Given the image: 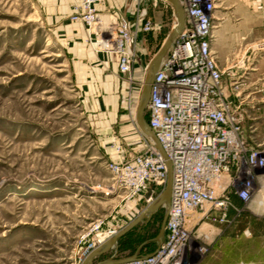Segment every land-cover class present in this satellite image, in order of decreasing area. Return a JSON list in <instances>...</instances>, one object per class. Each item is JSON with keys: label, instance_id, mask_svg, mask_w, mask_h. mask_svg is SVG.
<instances>
[{"label": "rangeland", "instance_id": "374dc122", "mask_svg": "<svg viewBox=\"0 0 264 264\" xmlns=\"http://www.w3.org/2000/svg\"><path fill=\"white\" fill-rule=\"evenodd\" d=\"M138 1L153 25L163 26L152 57L176 17L162 0ZM70 16L57 0H0V264H80V240L94 222L121 230L149 204V193L135 200L108 193L111 164L146 150L129 109L132 99L137 105L133 91L142 82L119 72L123 83L107 80L116 74L117 58L99 50L97 35L105 27L87 28ZM82 27L89 34L86 43L76 37ZM254 44L251 54H263L258 46L264 39ZM224 65L219 66L231 77ZM239 88L243 95L251 92L245 105L256 109L257 129H244L245 137L263 142L264 62ZM260 172L251 201L238 198L240 184L230 187L227 208L195 227L197 243L207 248L195 264H264ZM165 213L162 206L144 218L96 263L156 247Z\"/></svg>", "mask_w": 264, "mask_h": 264}, {"label": "built area", "instance_id": "2783aa9c", "mask_svg": "<svg viewBox=\"0 0 264 264\" xmlns=\"http://www.w3.org/2000/svg\"><path fill=\"white\" fill-rule=\"evenodd\" d=\"M71 1V20L87 28L103 25L105 31L97 35L99 50L116 55L119 73L134 82L135 38L140 31L149 33L154 28L147 9H140L132 28L117 19L109 23L102 20L97 10L101 0ZM179 1L186 13V24L160 65L146 108L147 122L172 163L165 234L153 251L139 250L136 259L116 264H195L194 257L207 252L197 243L195 227L213 212L227 208L225 194L230 187L240 184L236 188L238 198L251 201L255 193L253 180L262 174L260 170L264 174V140L257 143L253 135L248 140L244 133V122L250 115L240 99L243 80L231 75L235 102L226 94L224 71L212 50L218 0ZM258 47L264 50V44ZM133 92L137 100L140 91L135 88ZM134 100L129 104L133 117ZM256 129L250 126L252 133ZM142 138L145 152L111 164L113 187L108 193L118 192L126 200H135L152 190L156 196L148 200L150 204L165 189L168 174L154 143L143 135ZM233 169L236 175L230 176ZM242 174L247 179H242ZM258 206L264 207V197ZM103 224V220L94 222L82 235L80 264L92 250L120 231L105 229ZM110 259L120 260L116 253Z\"/></svg>", "mask_w": 264, "mask_h": 264}, {"label": "crops", "instance_id": "0c3cea01", "mask_svg": "<svg viewBox=\"0 0 264 264\" xmlns=\"http://www.w3.org/2000/svg\"><path fill=\"white\" fill-rule=\"evenodd\" d=\"M57 2L60 4L62 12L68 15L72 14L71 0H57ZM142 7L143 5L140 6L138 0H101L97 10L102 19L113 17L133 28L136 23V17ZM214 25L212 50L215 53L218 64L221 66L225 64L224 66L230 67L232 74L236 78L243 80V82L249 81L254 72H256L258 65L264 62V53L259 55L251 54L254 43L264 39V0H218L214 13ZM162 27L160 23L154 24L153 31L149 33L140 31L135 38L136 59L133 66V76L138 83L143 82L146 67L154 56L151 57L149 54L156 46V42L161 38L159 35ZM83 29L82 27L81 30L83 32L81 34L78 33L76 37L78 39L82 37L86 43L89 34L88 31ZM166 37L167 34H164L161 44ZM77 49H80V46ZM104 55L101 57H106ZM114 67L116 74L108 75L106 78L108 80V77H111L118 84L122 80L117 74L119 72L117 62H114ZM223 79L226 84L225 91L227 96L236 102L237 98L232 94L234 90L232 87L233 78L225 74ZM241 91H239L240 99H242L244 108L248 110L250 115L244 122V129H249L250 131V126H256L255 119L252 118V115L256 113V109L251 105H245L246 98L251 95V92L243 95ZM224 181H227V178H224ZM146 193H149L148 198L146 197L147 203L150 198L156 196L152 190Z\"/></svg>", "mask_w": 264, "mask_h": 264}, {"label": "water", "instance_id": "95a60500", "mask_svg": "<svg viewBox=\"0 0 264 264\" xmlns=\"http://www.w3.org/2000/svg\"><path fill=\"white\" fill-rule=\"evenodd\" d=\"M166 4L172 7L176 22L173 24L170 32L168 33L166 39L164 40L163 44L157 51V53L152 57L150 63L146 67L144 79L142 82L141 91L139 94L136 110H135V124L139 130V132L146 138L150 139L156 149L159 151L161 156L166 162L167 166V182L165 189L161 192V194L156 197V199L148 204L146 208L136 217L133 221H131L128 225H126L122 230L118 232L114 237L108 239L103 244L99 245L97 248L92 250L86 258L82 261L81 264H116V263H123L129 262L136 259L139 255V250H137L132 256L120 260H105L103 262L96 263V260L104 255L105 253L109 252L112 249L117 248L119 240L125 236L128 232H130L134 227L144 221V218L148 217L151 218L152 215L156 214L162 206L166 208L170 204L171 199V192H172V163L168 158L166 152L164 151L161 143L159 142L158 138L150 128L147 119H146V108L148 105V101L150 98L151 87L156 77V74L160 68V65L166 56L167 52L169 51L171 45L178 37V35L183 31L185 24H186V13L181 5L179 0H162ZM168 218V210L163 217L158 235L156 240L161 243L164 238L165 234V227Z\"/></svg>", "mask_w": 264, "mask_h": 264}, {"label": "trees", "instance_id": "16d2710c", "mask_svg": "<svg viewBox=\"0 0 264 264\" xmlns=\"http://www.w3.org/2000/svg\"><path fill=\"white\" fill-rule=\"evenodd\" d=\"M154 249H155V247H154V248H152L151 250L147 251L146 253H149V252L153 251Z\"/></svg>", "mask_w": 264, "mask_h": 264}, {"label": "bare ground", "instance_id": "6f19581e", "mask_svg": "<svg viewBox=\"0 0 264 264\" xmlns=\"http://www.w3.org/2000/svg\"><path fill=\"white\" fill-rule=\"evenodd\" d=\"M145 75V74H144ZM144 79V78H143ZM141 91V90H140ZM137 106V105H136Z\"/></svg>", "mask_w": 264, "mask_h": 264}]
</instances>
